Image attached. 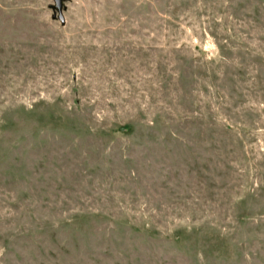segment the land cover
<instances>
[{
	"label": "rangeland",
	"instance_id": "obj_1",
	"mask_svg": "<svg viewBox=\"0 0 264 264\" xmlns=\"http://www.w3.org/2000/svg\"><path fill=\"white\" fill-rule=\"evenodd\" d=\"M0 0V264H264V0Z\"/></svg>",
	"mask_w": 264,
	"mask_h": 264
},
{
	"label": "water",
	"instance_id": "obj_2",
	"mask_svg": "<svg viewBox=\"0 0 264 264\" xmlns=\"http://www.w3.org/2000/svg\"><path fill=\"white\" fill-rule=\"evenodd\" d=\"M67 0H53V5H51V8L53 10V18L56 17L57 14V19L61 23V25L65 24V20L62 14V9H63V4Z\"/></svg>",
	"mask_w": 264,
	"mask_h": 264
}]
</instances>
